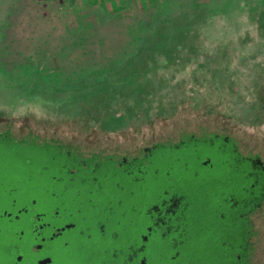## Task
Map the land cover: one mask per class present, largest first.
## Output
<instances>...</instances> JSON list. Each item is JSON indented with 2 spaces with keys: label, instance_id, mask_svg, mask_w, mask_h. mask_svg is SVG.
<instances>
[{
  "label": "rangeland",
  "instance_id": "obj_1",
  "mask_svg": "<svg viewBox=\"0 0 264 264\" xmlns=\"http://www.w3.org/2000/svg\"><path fill=\"white\" fill-rule=\"evenodd\" d=\"M165 48L176 61L166 59ZM5 132L56 145L66 163L112 158L117 165L137 158L149 164L155 173L147 174L145 192L125 208L166 207L181 197L172 208L184 206L182 219L203 235L193 256L227 264L218 243L240 250L242 236L201 220L204 200L221 185V196L232 195L242 212L256 194L238 195L227 168L208 170L220 166L217 151L208 157L197 151L205 165L197 161L189 173L184 155H175L180 166L168 176L163 165L173 170L174 162L167 153L145 158L156 145L217 138L239 158L264 164V0H0V134ZM56 154L42 165H55ZM260 194L249 215L250 264H264ZM112 201L109 206L117 203ZM151 225L146 220L140 236ZM156 238L149 244L153 257L166 244L161 234Z\"/></svg>",
  "mask_w": 264,
  "mask_h": 264
},
{
  "label": "flooded vegetation",
  "instance_id": "obj_2",
  "mask_svg": "<svg viewBox=\"0 0 264 264\" xmlns=\"http://www.w3.org/2000/svg\"><path fill=\"white\" fill-rule=\"evenodd\" d=\"M196 142L197 151L222 145L217 138ZM25 150L48 153L50 144L0 134V264H154V247L149 248L151 241L157 244L151 237L153 225L162 230L159 222H171V217L163 218L176 213L172 207L181 197L170 198L169 206H154L157 220L140 236L149 218L140 207L125 204L145 192L146 170L139 168L137 175L126 158L117 165L112 158L65 169L37 165L33 158L25 162L16 157ZM54 158L63 160V155L58 151ZM249 160L264 170L262 161ZM114 199L117 203L109 206ZM160 234L164 238L165 233Z\"/></svg>",
  "mask_w": 264,
  "mask_h": 264
},
{
  "label": "trees",
  "instance_id": "obj_3",
  "mask_svg": "<svg viewBox=\"0 0 264 264\" xmlns=\"http://www.w3.org/2000/svg\"><path fill=\"white\" fill-rule=\"evenodd\" d=\"M177 43V42H176ZM178 45V43H177ZM179 47V45H178ZM166 49V48H165ZM165 54L166 59H170L172 61H176L177 56L170 50L163 51ZM173 55V56H172ZM132 82V81H129ZM191 142V141H190ZM185 142L180 143L178 146H168V145H156L150 152L147 153V156L145 160L147 161L149 158H151V155L159 154V153H167L170 156L171 162H174V169L172 170L169 168L168 164L163 165V174L167 175L172 174L176 172L179 168V161L174 160L173 157L179 154H183L184 158L183 161H188V173L194 167V163L197 161L200 162L199 167H204V163L201 164V159L198 157V152L195 149L196 147L199 148L200 144L197 145V142H195V145L191 142ZM225 142L222 141L221 145V151L212 149L211 147H200L199 150L203 149L208 155L209 153H213L217 151L218 156L222 157V160H224L225 163L221 161L220 166L227 168L230 173L235 175V181L234 182V189L235 192L238 193V195L243 194H256L255 197L251 199L246 205H243L242 208L243 211L238 210V205L235 203L234 198L232 195H224L221 196V193H219L220 190H225L224 187L221 185H216L217 192L215 190L209 191L210 193L207 198L204 200V204L206 205L205 211L200 214L201 220H209L210 222L221 224L226 230L229 229H235V231L238 232L240 236H242V244L243 247L239 250L237 246L229 247V246H222L219 244V239L217 240L211 239L209 243H218V245L221 248V251L219 253V257L221 259V263L224 261L227 264H250L249 263V256L251 252L250 244H247L248 240L252 236V226L249 219L250 212L254 210L258 205V200L261 197V192H264V170H262L260 167H252L250 170L246 168V165L250 163L249 158H239L236 157L235 153L231 152V149L227 144H224ZM216 148V147H215ZM60 148H58L56 145H50V150L48 153H40L38 151H31V150H25L21 152L17 158H25V162H30L31 158L35 159L33 161L34 164L42 165L45 161L44 159H52L50 157L51 153L53 151L58 152ZM43 154V155H42ZM234 155V156H233ZM60 156V155H58ZM172 156V157H171ZM234 157V158H233ZM68 160L67 154H63V160L55 161V165L62 166L63 169L66 168V166L75 165L71 163H66ZM123 160H120L119 163H123ZM132 163V169L137 173V175L140 176V172L138 171L139 168L142 170H146L148 175H150L153 170H150L151 166L149 164H145L141 166L140 162L138 161H129ZM54 164V163H53ZM124 164V163H123ZM251 164V163H250ZM146 167V168H145ZM149 167V169H148ZM204 169V168H203ZM207 169V168H205ZM209 171H212L214 174H219V171L215 170L214 168L208 169ZM224 171V170H222ZM155 173V172H154ZM238 181L241 180L243 184L240 185L237 184ZM228 189L229 187H225ZM218 196V197H217ZM245 204V203H244ZM246 207V208H245ZM185 207H182L183 211H177L175 214H170L172 221L167 222L166 224H162L159 222V226L162 228L159 229L158 225L152 224L153 229L151 231V237H157L160 235V233L163 231L165 233L164 240H165V246L163 252L153 257L154 264H207L208 260L205 259H199V262L197 261V257L193 256V251H195L199 245L200 238H203L202 232L200 230H196L194 234V230L191 228L189 224L186 223L182 219V215L185 212ZM224 211V212H223ZM240 211V212H239ZM224 214H223V213ZM142 214L149 218L152 223L154 220L152 219V215L158 216V211L154 208H142ZM151 215V216H150ZM153 217V218H154ZM151 218V219H150ZM156 221V220H155ZM169 221V220H167ZM192 224V223H191ZM206 234V233H204ZM176 238V239H175ZM209 244V245H210ZM236 251H239L241 253L240 257H238L235 253Z\"/></svg>",
  "mask_w": 264,
  "mask_h": 264
}]
</instances>
